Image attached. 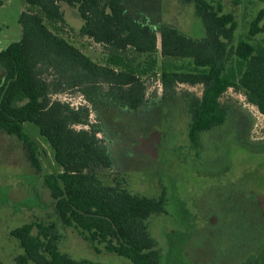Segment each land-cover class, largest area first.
<instances>
[{
	"label": "trees",
	"instance_id": "trees-1",
	"mask_svg": "<svg viewBox=\"0 0 264 264\" xmlns=\"http://www.w3.org/2000/svg\"><path fill=\"white\" fill-rule=\"evenodd\" d=\"M29 2L34 8L19 15L21 38L0 50L5 72L0 85V130L26 144L38 169L23 123L36 124L48 141L62 170L45 174L43 181L62 225L132 264H161V251L147 221L164 211V195L134 193L123 178L104 184L95 170L111 167L108 148L97 136L101 127L90 123L88 107H72L51 95L79 90L92 105L99 102L98 109L113 105L136 110L145 101L144 76L159 74L163 100L177 95L178 84L201 85L199 96H183L188 138L197 145L201 132L224 123L228 108L220 98L229 88L264 115V39L253 41L264 34V7L250 20L246 39L234 43L237 21L224 11L221 0H185L194 3L204 27L205 35L199 39L166 23L156 28L131 12L127 0ZM62 2L81 16L78 34L106 49L102 63L60 34L65 22ZM76 125L83 127L76 129ZM10 234L23 250L14 264H102L60 251L54 222H26ZM0 264L4 263L0 260Z\"/></svg>",
	"mask_w": 264,
	"mask_h": 264
},
{
	"label": "rangeland",
	"instance_id": "rangeland-1",
	"mask_svg": "<svg viewBox=\"0 0 264 264\" xmlns=\"http://www.w3.org/2000/svg\"><path fill=\"white\" fill-rule=\"evenodd\" d=\"M127 2L131 12L156 28L166 23L194 39L205 35L193 2ZM221 3L237 21L233 42L246 39L249 22L264 3ZM60 5L65 19L60 34L102 63L106 49L78 34L83 20L76 8L63 2ZM31 8L29 0H0V50L21 38L19 15ZM261 39L264 34L253 41ZM4 76L0 66V85ZM143 80L145 101L136 110L113 105L98 109L100 103L92 105L79 90L52 94L51 99L88 107L90 123L101 127L97 136L107 146L111 160L110 168L95 169L104 184L123 178L126 188L134 193L155 198L164 195V211L152 214L147 221L161 251V264H264V115L247 103L243 94L229 88L220 98L228 108L224 123L201 132L193 145L188 138L189 116L183 96H199L201 85L178 84L177 95L163 100L159 74ZM22 126L40 167L32 164L23 141L0 130V260L14 264L15 256L23 250L10 231L34 221L54 222L60 234L59 250L74 259L132 264L60 223L43 177L61 172V166L38 126L32 122Z\"/></svg>",
	"mask_w": 264,
	"mask_h": 264
}]
</instances>
